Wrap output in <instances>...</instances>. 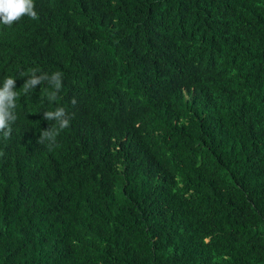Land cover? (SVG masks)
Masks as SVG:
<instances>
[{"label":"trees","instance_id":"16d2710c","mask_svg":"<svg viewBox=\"0 0 264 264\" xmlns=\"http://www.w3.org/2000/svg\"><path fill=\"white\" fill-rule=\"evenodd\" d=\"M34 3L0 25V264H264V0Z\"/></svg>","mask_w":264,"mask_h":264},{"label":"clouds","instance_id":"9594fccd","mask_svg":"<svg viewBox=\"0 0 264 264\" xmlns=\"http://www.w3.org/2000/svg\"><path fill=\"white\" fill-rule=\"evenodd\" d=\"M24 17L31 20L39 18L35 10L34 0H0V25L11 27ZM20 77H27L22 84V93L26 98L31 97L33 90L37 85L47 83L50 91L46 94L49 103L55 102L60 91L63 88V73L55 71L52 73L43 72L38 69H29L27 72H20ZM16 77L6 76L0 82V139L8 140L12 134V125L17 121V100L21 93L16 90ZM73 105L76 103L75 98L72 100ZM74 115V114H72ZM72 115L67 110L58 106L54 110H45L43 119L54 121L53 125L40 131L37 143L44 145L49 151L59 148L57 137L62 131L68 129L71 125ZM4 155L0 151V157Z\"/></svg>","mask_w":264,"mask_h":264}]
</instances>
